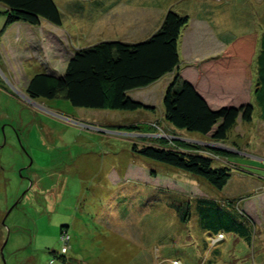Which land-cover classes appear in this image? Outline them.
<instances>
[{"label":"rangeland","instance_id":"obj_1","mask_svg":"<svg viewBox=\"0 0 264 264\" xmlns=\"http://www.w3.org/2000/svg\"><path fill=\"white\" fill-rule=\"evenodd\" d=\"M56 1L65 6L62 28L42 22L37 32L50 29L68 44L84 47L140 43L161 27L168 11L189 16L179 42L183 78L195 62L204 74L197 62L213 57L221 43L264 33V0ZM5 12L0 5V32ZM5 33H0V264L3 256L7 264H264V229L252 218L253 223L230 207L248 233L215 232L203 226L197 207L201 199L223 202L234 191L254 193L264 183L258 178L264 179V110L254 90H237L233 81L207 84L220 95L204 94L214 109L254 107L252 123L239 118L226 142L217 144L198 133L173 131L164 120L161 109L170 75L130 95L156 106L155 113L75 108L62 98L30 99L28 82L47 67L26 58L36 56L32 52L38 44L29 45V53H18L12 38L16 32L10 31L9 39ZM43 52L45 62L52 64L48 70L59 75L64 58L45 53L44 47ZM150 116L154 121L148 123ZM152 145L199 152L212 158L214 167L231 168L232 179L218 190L204 178L133 150ZM63 226L70 227L71 240L65 238L68 232L61 234ZM220 234L224 240L214 243Z\"/></svg>","mask_w":264,"mask_h":264},{"label":"trees","instance_id":"obj_2","mask_svg":"<svg viewBox=\"0 0 264 264\" xmlns=\"http://www.w3.org/2000/svg\"><path fill=\"white\" fill-rule=\"evenodd\" d=\"M0 5L6 11L1 35L17 22L33 27H39L42 22L55 27L63 25V11L55 0H0ZM189 22V16L170 10L161 27L143 42L108 41L80 48L68 62L64 74L59 77L46 73L37 74L28 82L26 93L30 99L62 98L75 108L128 112L145 109L155 112V107L137 102L130 95L173 74L162 102L166 122L175 129L210 137L213 142H226L239 118L244 122L253 120L254 107L248 103L239 107L223 105L214 109L195 86L180 75L179 42ZM257 45L258 35L235 38L228 42L221 55L203 61L202 69L210 83L216 86H223L231 81L237 84L244 81L250 83L252 65L257 55L259 79L263 77L261 82L264 85V33L258 50ZM131 127L141 129L140 126ZM185 145L199 149V146ZM133 150L148 159L204 178L218 190L227 186L233 174L231 168L214 167L212 158L184 148L152 145L142 149L134 146ZM227 203V206L232 205V201ZM197 207L203 217L202 224L207 229L219 232L221 228H227L248 233L218 202L201 199ZM246 218L253 223L249 215ZM181 219L187 221V215H183ZM64 232H68L70 237L68 226L62 227L61 234ZM216 236H222L224 240V234ZM62 249L63 242L61 251ZM51 254L55 255L56 252ZM60 255L61 261L67 263V257L62 256V253Z\"/></svg>","mask_w":264,"mask_h":264},{"label":"crops","instance_id":"obj_3","mask_svg":"<svg viewBox=\"0 0 264 264\" xmlns=\"http://www.w3.org/2000/svg\"><path fill=\"white\" fill-rule=\"evenodd\" d=\"M55 2L57 3V5L62 10H65V6L63 4V1L58 2V1L55 0ZM100 5H101V3H100ZM99 6H98V8H99ZM109 8L110 7L106 8V9H104L102 11V16H103V14L104 15L107 14L106 12L109 11ZM69 14H71V11L69 12ZM45 23H47V22H45ZM27 25H26V23H21V22H18V23H15V24L11 25L8 28L7 32L5 33V35H6L5 37H7V39H9V37L7 36L8 33L10 34V31L11 32H16L15 35H12V38L14 37V38L17 39V43H16V46L14 48H16L18 50L17 51L18 53L21 52V51H23V53H24V51H26V50L29 53L30 50L28 49V46L29 45L35 46V45L38 44V46L33 47V52L34 53L32 52V49H31L32 54L36 53L35 54L36 56H34L33 58H32V56H30V58L26 57L27 60L28 61L32 60V61H35L37 63H38V60H39L43 64V66L47 67V70L45 71L46 74L54 75V76H57V77H59L62 74H64V72L66 70V67H67V64L73 58V56L75 55V52L77 50H79L80 48H83L84 46L83 45H79L78 43L75 44L74 41H71L72 44L70 45V44H68V42L65 41L66 39H64L63 37H61L58 34V32L52 31L50 29H48V30L47 29H45V30L42 29L41 34H39V31L37 32L36 29L38 28V30H39V27L41 25L39 27H33V26L30 27V25L29 26H27ZM48 25H50L53 28H57V29H61L62 28V27H55V26H53V25H51L49 23H48ZM108 25H110V24H108ZM159 27H157V28H159ZM43 31H44V35H43ZM155 32L156 31H154V33ZM66 34L69 36V38H72L70 36L69 32H67ZM260 38H261V34L258 35L257 50L259 49ZM44 41H46V43H44ZM47 42H49V43H47ZM228 42L225 43V44L221 43L220 44L221 45L220 49L217 50L218 53L212 55L213 57H211L209 59H213V58H216L219 55H221L223 53V51L227 48ZM42 45L44 47L45 53H46V51H52L53 57L64 58L63 62L66 63V65H64V67L62 68L63 69L62 72H60V73L58 72L59 75H55L54 73H51L52 70H50V69L48 70V66H49V68H52V66H51L52 64L50 62H47V61L45 62V60H44L45 57H44V52H43ZM74 45L76 46L75 47L76 49H74ZM25 48H27V49H25ZM179 52H180V49H179ZM180 58H181V55H180ZM209 59H207V60H209ZM256 59H257V55L255 56L254 62H253V65H252V79H251L250 83H245V81L244 82H240L239 84L236 85L235 88L237 90H246L247 89V91L249 93H251L254 90V92H255L257 98L260 100V102L262 104V108L264 110V85L262 83L263 82L262 81L263 77L261 79H259L260 78V74L258 72L259 71V67H258V65L256 63ZM15 60H17V61L21 60L20 54H19L18 57L15 58ZM24 60L26 61L25 57H24ZM207 60H205V61H207ZM197 63L200 64L202 62L199 61ZM195 64H196V62H195ZM195 64L193 65V66H195L193 68V70H192L193 72L191 71V73H189L190 71H188L187 76H186V74L184 75V77H185L184 79L189 81L190 83H192L195 86V88L198 90V92L207 100L209 105L212 106V103H211L209 97L212 96V97L219 98L220 95H217V94L211 92L212 88L210 87V85H207L208 83H210L209 79L207 77H205L206 79H203V77L205 76V73L202 74L200 72L199 67H196ZM13 67H11V68H13ZM189 69H191V68H189ZM188 75H191V76H188ZM173 76H174L173 74L170 75V79L171 80H172ZM206 92H208L211 95H209V97H205L206 96ZM204 94H205V96H204ZM131 98L134 99L133 97H131ZM145 105L150 106L148 104H145ZM151 107H155L156 108V106H152V105H151ZM147 111H149V110H147ZM161 111H162L163 118H164V110H163V108L161 109ZM150 112H152V111H150ZM155 112H153V113H155ZM164 120H165V118H164ZM151 121H154V120L150 116L146 122L150 123ZM261 122L264 123V116H263ZM169 126H171L173 128L172 129L173 131H176L175 128L172 125L169 124ZM202 137L204 139L208 138L207 136H202ZM217 144H219V143H217ZM248 168L250 169V167H248ZM232 176H233V174H232ZM258 178L262 179V183H263L264 179L261 176H259ZM231 179H232V177H231ZM231 179H230V181H231ZM149 180H150V178H149ZM214 201L218 202V204L221 207H223L225 210H228V212H229L230 206H233V207L236 206V208L238 210H241V212H243L246 216L249 215L252 218V220L258 225V227H262L264 229V183L261 186L256 187V190H255L254 193H249L248 191H245V190L234 191V193L230 194V197H229L228 200H225L223 202L217 201V200H214ZM229 201H232V205L229 204V206H227L228 205L227 202H229ZM234 220H235V218H234ZM68 230H70L69 226H68ZM72 248L73 247L71 246V249ZM218 262H220V261H215L214 264H218Z\"/></svg>","mask_w":264,"mask_h":264},{"label":"built area","instance_id":"obj_4","mask_svg":"<svg viewBox=\"0 0 264 264\" xmlns=\"http://www.w3.org/2000/svg\"><path fill=\"white\" fill-rule=\"evenodd\" d=\"M65 238H68V240H70V237H69L68 235H66ZM219 240H223V237L220 236V238H218L217 240H213V241H214V243H217V242H219ZM66 249H67V248L63 247V249H62V253L67 252Z\"/></svg>","mask_w":264,"mask_h":264},{"label":"water","instance_id":"obj_5","mask_svg":"<svg viewBox=\"0 0 264 264\" xmlns=\"http://www.w3.org/2000/svg\"><path fill=\"white\" fill-rule=\"evenodd\" d=\"M5 245H6V243L4 244L3 248L1 249V254L3 253V249H4ZM2 258H3L4 264H7L6 261H5V259H4V256Z\"/></svg>","mask_w":264,"mask_h":264},{"label":"clouds","instance_id":"obj_6","mask_svg":"<svg viewBox=\"0 0 264 264\" xmlns=\"http://www.w3.org/2000/svg\"><path fill=\"white\" fill-rule=\"evenodd\" d=\"M242 214L245 215L243 212H242ZM245 216H246V215H245ZM220 241H221V240H219V242H220ZM217 243H218V242H217Z\"/></svg>","mask_w":264,"mask_h":264}]
</instances>
